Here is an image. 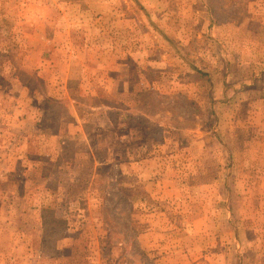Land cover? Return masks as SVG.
I'll list each match as a JSON object with an SVG mask.
<instances>
[{
  "label": "rangeland",
  "instance_id": "obj_1",
  "mask_svg": "<svg viewBox=\"0 0 264 264\" xmlns=\"http://www.w3.org/2000/svg\"><path fill=\"white\" fill-rule=\"evenodd\" d=\"M114 1L124 65L66 104L47 49L109 48L110 0H0L1 169L18 110L52 132L68 106L101 111L90 147L51 161L34 138L31 171L0 179V264H264V3Z\"/></svg>",
  "mask_w": 264,
  "mask_h": 264
},
{
  "label": "crops",
  "instance_id": "obj_2",
  "mask_svg": "<svg viewBox=\"0 0 264 264\" xmlns=\"http://www.w3.org/2000/svg\"><path fill=\"white\" fill-rule=\"evenodd\" d=\"M252 3L255 5V8L253 9L254 12H259L260 5L261 3H264V0H253ZM108 6H111L112 10L108 13V16L106 18L107 21H110L108 23L106 34L110 37V39L112 38L113 40L112 43L109 44V48L104 50L95 47H88L86 49L85 47H75L72 45L68 46L61 44V46L57 47L50 45L47 49V51H58V55L61 56L60 60L55 61L52 64L55 65L57 63L59 65L61 87L59 98H61V100H65L66 104L72 103L74 100L78 102L79 100L76 98H79L80 95L83 96V98H91L90 96L92 95H104V92L100 93L99 90L103 91L104 89L102 90L101 88H104V85L105 87H108V84H111V82L115 80L113 70L119 69V65H124H115V62L121 61L119 60L120 55L118 54V52L122 54L130 52L125 47H120L117 45V43L114 42L115 30L113 29L114 25H112L111 27V24H114L116 21L120 20L119 18H116L115 15L116 9H114V7L117 6V3H115L114 0H110ZM121 19V21H125L123 20L125 18ZM67 32H69L68 29ZM89 52L96 53V56L94 55L95 59L93 58V55ZM106 53H110L108 57L110 58L111 62H107L106 60L102 59L103 54ZM51 60L52 59H44V61L48 62L46 67H44V71L47 69V66L49 67L51 65ZM108 68L110 70L106 71L105 69ZM110 75H112V77L108 79ZM42 77L44 78L46 83L49 82L47 78L45 79V75H42ZM104 78L106 79V81ZM102 79L105 82L101 81ZM238 95L244 94L243 92H240ZM86 106L87 108L84 109H81L80 107H78V105L71 107L68 106L64 111L65 115L59 119L60 124L55 132H52L50 129L47 130L45 127L43 128L40 125V121L38 120L40 118V115L37 106L30 107V111L28 110L25 116L23 115L24 113H19L20 111L18 110V113H16L15 118H11V125H9L8 130L6 131L9 134V139L12 141V147L16 148L10 149V157L7 154L3 155L1 163L4 169H1L0 167V174L5 176H0V179L2 178V180H5V182L8 183L10 181V184H12L13 179L18 180V174L15 173L16 166H19V164H21L22 162H27V165L25 166L26 169L24 170H26V172L31 171L29 162L33 158V155L29 153L28 148L31 147L32 144L36 141L44 150L45 148L49 150L51 154L49 153V155L47 154L45 156H47V158L51 161L55 160L52 151L58 147L59 149L61 147H65V140L69 141L70 143L72 142L76 150L79 149V146L90 147V144L88 143V138L91 136L92 133H90L86 128V125L89 121L85 118L87 117V115L92 116L95 113H101V111L95 105L93 106V104L91 103ZM21 109L23 110V107ZM102 111L103 113L109 112L108 109H102ZM20 114L22 116L21 118H19ZM9 116L10 114H8V117ZM34 130L38 134L40 132H44L47 141H38L37 135L36 133H34ZM34 138H36V141H34ZM65 163L68 164V162ZM68 177L72 178L70 177V175ZM74 178L77 177L74 176ZM27 179H29V177H27ZM43 187L45 188V186ZM12 188L14 190L16 189V187ZM58 189L60 190V184ZM11 194H14V196L18 195V191H16V193L15 191L14 193L11 192ZM74 194H76V192H74ZM27 211H40L41 213V207L39 206V208H35L34 205H30ZM32 225H34V223ZM39 242H41V239Z\"/></svg>",
  "mask_w": 264,
  "mask_h": 264
}]
</instances>
